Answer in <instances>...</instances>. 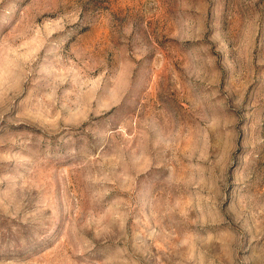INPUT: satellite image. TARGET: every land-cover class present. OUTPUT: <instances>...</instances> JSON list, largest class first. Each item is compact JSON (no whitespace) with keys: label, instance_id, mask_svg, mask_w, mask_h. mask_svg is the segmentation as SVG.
Wrapping results in <instances>:
<instances>
[{"label":"rangeland","instance_id":"obj_1","mask_svg":"<svg viewBox=\"0 0 264 264\" xmlns=\"http://www.w3.org/2000/svg\"><path fill=\"white\" fill-rule=\"evenodd\" d=\"M0 264H264V0H0Z\"/></svg>","mask_w":264,"mask_h":264}]
</instances>
